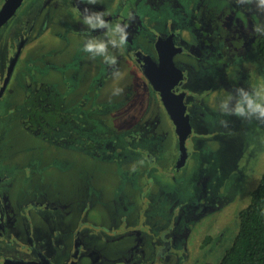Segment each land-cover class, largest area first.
Wrapping results in <instances>:
<instances>
[{"label":"rangeland","instance_id":"obj_1","mask_svg":"<svg viewBox=\"0 0 264 264\" xmlns=\"http://www.w3.org/2000/svg\"><path fill=\"white\" fill-rule=\"evenodd\" d=\"M44 1L24 0L0 29L1 62L22 14L31 22L37 13L0 99V171L10 174L8 180L25 176L4 193L10 201L8 214H0L7 228L3 252L15 255L34 245L52 260L64 256L63 247L56 248L64 230L53 234L43 217L29 224L25 215L19 223L12 218L21 192H34L51 199L58 221L66 211L61 229L86 235L74 264L216 263L264 168V117L247 108L243 115L234 112L244 94L264 96V62L248 54L264 25L260 0H127L137 39L135 31L121 29L111 38L106 24L81 25L74 11L63 5L54 12ZM81 3L88 12L87 1ZM163 20L179 26L190 44L187 56L174 58L187 71L191 110L188 157L178 170L174 124L124 45L138 42L149 50V33ZM90 40L105 51H84ZM39 85L65 104L68 121L50 133L27 128ZM163 235L171 249L159 258L154 248Z\"/></svg>","mask_w":264,"mask_h":264},{"label":"flooded vegetation","instance_id":"obj_2","mask_svg":"<svg viewBox=\"0 0 264 264\" xmlns=\"http://www.w3.org/2000/svg\"><path fill=\"white\" fill-rule=\"evenodd\" d=\"M6 1L7 0H0V9L5 4ZM23 1H22V3H23ZM81 1L82 2L87 1L86 6H87L88 12L84 11V9H83L84 4L81 3ZM126 1L127 0H123V1H121V0L94 1L93 0V2H89V0H45L44 3L46 2L47 4H49L51 6V8L54 9V12H57L59 9H62L63 5H64L65 10L74 11L76 15L80 16L79 18L81 19V21L79 19H76V18L75 19L80 21L79 24H81V25L88 24V23H85L86 18H88L87 16L92 17V23H95L96 25L100 24V21H103L104 24H106L105 28H103V29L105 30V32L108 35H110V37L112 36L111 38H113V35L116 38H118L117 36L122 34V32H120V29L125 30L126 32L135 31L136 33H133L134 35H131V36L136 37V35H137V27H136L137 23H136L135 17L131 14L132 11L134 10V8L132 6H127V5L124 6V3ZM22 3L18 6V8L22 5ZM18 8L16 9V11L18 10ZM105 10H106V12L108 11L107 15L105 14L106 13ZM81 11H82V14L80 15ZM90 12H92V14ZM36 14L37 13H35L32 16L33 18L31 20V22H30V17H29L30 14H27V15L22 14L25 17V20L20 22L21 24H20L19 31H17L15 36H12L11 40L8 41V44L10 47L9 51L6 52L5 49L3 50L5 57L0 62V99L3 95V93L8 88L10 78L12 77V75L15 71V68L17 67L16 64L18 63V61L20 59V54L22 52L23 47L28 42H30V35H31L32 31L35 29V23H38V18L36 17ZM97 14H101V15L97 16ZM73 15H74V13H73ZM227 18H229L228 15H226V17L223 19V20H225L226 23H227V20H226ZM9 19H7L5 22H3L0 25V29ZM171 21H172V19H171ZM41 25L43 27H47L48 24L45 22H42ZM96 28H98V27H96ZM155 29H156V31L153 30V32L149 33V41L151 43V47L149 50L146 49V47L145 48L142 47V45L139 44L138 42H136V44L124 43L128 53H129V56L134 58V61L142 69L143 73H144V67L146 64V59H144L145 56H149V58L154 63H156V64L159 63V55H158V51L156 48V42L158 40H162L164 43H167V44H170V43L174 44L179 49V51L174 55V58L176 55L180 56L181 54L187 56L186 52L188 50H190V44L186 40L185 34L181 32L179 26H176L172 23L171 24L166 23V21L163 20L162 26L158 27V28L155 27ZM77 30L81 31L80 28H78ZM258 34H259V32H258ZM258 34H256V36ZM256 36H255V38H256ZM255 38L253 39L254 42H255ZM136 39H137V37H136ZM249 53H251V56H252L251 58L254 60V63H255V61L256 62H263L261 57L258 56V54L256 52V47L254 44L251 46V50L248 51V54ZM15 54H17L18 56L15 57ZM174 61H175V59H174ZM11 64H12V69L9 67ZM175 65L179 69L182 70L183 78L172 88V90L175 93L184 92L183 101L186 105V113L190 114V111H191V110H189L190 104L187 102L188 92H187L186 87H185L186 85H184L187 71L182 66L177 64L176 61H175ZM156 92L159 95V92L158 91H156ZM159 98H160V96H159ZM191 105H193V104H191ZM193 106H192V108H193ZM189 118H191V114H190ZM148 157H150V156L148 155ZM9 175L10 174L4 175L0 171V185L3 184V187L0 190V193H1V195H0V214L1 215L2 214L3 215L8 214L7 208L9 207L8 202L10 201L8 198L5 197L4 193L5 194L7 193V195H9V192H10L9 190H11V188H14L15 181L17 178H19L21 183H23L22 179L24 181V178H25L23 173H17V175L15 177L8 180ZM6 180H8V182ZM13 201L14 200H12V202ZM20 201H22V202H17V203H14V205H11V208H13L12 209L13 210L12 218L16 219L15 223H19V221H20L19 219L24 217V215L26 216V220H28V224L33 219L43 217V219L45 218L50 222V225H51L50 229H52L53 234L58 233V231L64 230L65 235H62V238L59 237V241L57 242L58 245L56 247V248H58L60 246L63 247L64 256L59 254L62 257L58 261L52 260L49 253L47 251H45L44 248H43L44 249V252H43L40 249L41 247H39V248L34 247V245L28 246L26 249L22 250L21 253L19 252V254L10 255V254H6L3 252V247L1 246L2 242L0 241V263L2 264L3 258H9V259L24 260V261L29 262L30 264H74L75 259L78 256L80 249L82 250L83 246L86 245V244H84V240L87 238H86V235H83V237H80L78 235V232L72 234V231L69 228L67 229V231H66V229H61L62 227H64L63 222L65 221V217L67 215L66 211L63 209L64 211L62 213V216L59 218V221H58V218H57L58 209H57V207H54L51 204V199H49L46 195H41V197L38 195L34 196V192H31L29 194H22V192H21V200ZM20 205H21V209L17 210V212H14L16 209L19 208ZM42 211H44V213H41ZM113 219H114V217H113ZM55 221H57V222H55ZM31 226L34 228V224H32ZM32 227H29V229L30 228L32 229ZM6 229H7L6 226H4V224H2V222H0V240L2 238L5 239V232H6L5 230ZM8 231L10 232V227H8ZM70 234H72L73 237ZM75 234H76V236H75ZM98 237L102 238L100 236H98ZM71 239L73 240L72 246H70ZM168 240L169 239L163 235V237H162L163 242L159 245L160 247L154 248V252L158 253L156 255L159 258L162 257V253L164 254L169 249H171V248H169L170 247V241H168ZM176 241H178V238ZM176 241H174L173 243H175ZM50 246H51V248L54 249V251L56 250L54 247H52V245H50ZM18 250H20V249H18ZM161 261H163V258L161 259Z\"/></svg>","mask_w":264,"mask_h":264},{"label":"trees","instance_id":"obj_3","mask_svg":"<svg viewBox=\"0 0 264 264\" xmlns=\"http://www.w3.org/2000/svg\"><path fill=\"white\" fill-rule=\"evenodd\" d=\"M264 8V5H263ZM258 56L264 62V25L255 38ZM27 128L50 133L67 120L64 100L50 98L39 85L32 99ZM209 241V237L205 242ZM212 264V263H204ZM214 264H264V168L249 191L247 204L237 212V230L230 244Z\"/></svg>","mask_w":264,"mask_h":264},{"label":"water","instance_id":"obj_4","mask_svg":"<svg viewBox=\"0 0 264 264\" xmlns=\"http://www.w3.org/2000/svg\"><path fill=\"white\" fill-rule=\"evenodd\" d=\"M23 0H7L0 9V25L9 19ZM170 39V38H169ZM159 55V63H154L149 56H145L146 64L144 73L159 92L160 99L171 118L178 141V157L175 170L184 165L188 157L186 140L191 132L190 114L186 113V105L183 101L184 92L175 93L172 88L183 78V72L175 65L174 55L179 49L174 44L156 42ZM18 55L15 54V57ZM12 69V64L9 66ZM1 264V263H0ZM2 264H30L20 259L3 258Z\"/></svg>","mask_w":264,"mask_h":264},{"label":"clouds","instance_id":"obj_5","mask_svg":"<svg viewBox=\"0 0 264 264\" xmlns=\"http://www.w3.org/2000/svg\"><path fill=\"white\" fill-rule=\"evenodd\" d=\"M89 2H93V0H89ZM260 3L264 5V0H260ZM98 15H101V14H97V16ZM85 23H88L92 25L93 27L96 26L92 24V17L86 18ZM100 26H105L103 21H100ZM122 40H123V37H122ZM84 51L102 54L105 51V45L103 43L97 44L94 41L90 40L85 45ZM112 63H116L114 58L112 60ZM118 91L119 89L117 90V92ZM246 108L249 112H258L260 116L264 117V96H262L260 93H257L256 99H253L249 97L247 94H244V100L237 102L234 112L236 115H243L245 113Z\"/></svg>","mask_w":264,"mask_h":264}]
</instances>
